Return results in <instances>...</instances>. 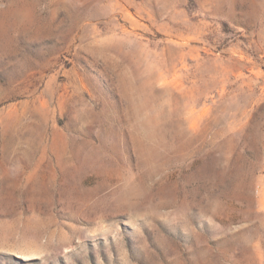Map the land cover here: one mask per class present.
Returning a JSON list of instances; mask_svg holds the SVG:
<instances>
[{
	"label": "rangeland",
	"instance_id": "1",
	"mask_svg": "<svg viewBox=\"0 0 264 264\" xmlns=\"http://www.w3.org/2000/svg\"><path fill=\"white\" fill-rule=\"evenodd\" d=\"M0 264H264V0H0Z\"/></svg>",
	"mask_w": 264,
	"mask_h": 264
}]
</instances>
